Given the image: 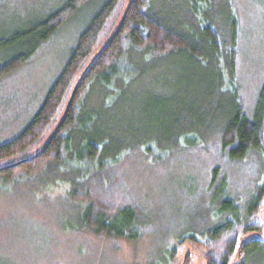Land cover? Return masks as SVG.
Here are the masks:
<instances>
[{"label":"rangeland","instance_id":"rangeland-1","mask_svg":"<svg viewBox=\"0 0 264 264\" xmlns=\"http://www.w3.org/2000/svg\"><path fill=\"white\" fill-rule=\"evenodd\" d=\"M66 1L0 0V67L29 53L21 66L0 79V144L13 140L31 122L80 35L107 0H89L41 44L27 39L10 43L17 32ZM151 3V13L165 6L172 18H160L193 41L196 36L204 39L202 28L207 24L218 31L223 48L214 64L218 75L204 61L198 62L199 57L190 62L185 53L151 56L146 49L122 64L123 89L114 88L106 96L108 88L94 82L85 100L94 118L86 123V132L71 130V159L63 165L51 163L35 178L23 175L5 181L0 176V264H171L167 254L179 238L193 234L204 242L208 230L229 218L222 213V201L231 198L242 215L257 200L264 186V153L231 160L215 135H221L235 111V89L244 112L253 118L264 83V0H208L196 14L191 0ZM198 46L210 52L206 45ZM191 77L200 79V86L192 84ZM191 122L202 135L209 134L201 146L168 151L164 164L144 151L143 140L172 144L180 139L176 125L187 127ZM94 137L101 138L105 148L98 159L121 158L103 169H97L98 160L80 161L76 153L96 142ZM84 195L110 212L125 205L136 209L142 222L136 228L138 240L87 229L82 224L88 205L80 199ZM256 217L264 223V198ZM258 236L264 240V232ZM180 248L183 255L192 253L191 264H205L199 244L184 243ZM247 264H264V251L250 253Z\"/></svg>","mask_w":264,"mask_h":264},{"label":"trees","instance_id":"trees-1","mask_svg":"<svg viewBox=\"0 0 264 264\" xmlns=\"http://www.w3.org/2000/svg\"><path fill=\"white\" fill-rule=\"evenodd\" d=\"M88 1L67 0L46 18L17 32L10 43L27 39L41 44L50 39L72 19ZM191 1L194 14L202 10L203 3H208V0ZM130 2L129 10L118 30ZM151 2L152 0H107L103 4L90 25L80 35L62 73L51 86L46 99L31 122L13 140L0 144V176L5 181L23 175L35 178L42 174L51 163L63 165L68 159H71L67 157L69 152L72 153L70 147L72 139L75 137V135H71V130L78 132L81 129L82 132H86V123L94 118L93 112L87 107L88 104L85 101L92 84L99 81L106 86L108 88L106 96L114 88L123 89L124 85L122 86V84L125 79L121 76L125 74H122V64L125 61L136 60L139 52L147 49L152 53L151 56L185 53L190 56V62L196 61V58L199 57L198 62L204 61L214 71H217L218 75L219 71L215 68V62L218 56L221 57L223 54L222 41L218 31L207 24L202 28L204 39L196 36L197 42L193 41L191 37L185 36L166 20L160 18L163 15L172 18V12L165 6H161L158 14L154 15L153 11L151 13ZM4 43L10 45L6 41ZM198 44L206 45V50L210 52H204ZM134 54L137 56L132 57L131 55ZM28 57L29 53L22 54L6 62L0 67V79L16 67L21 66ZM231 69L234 72V53ZM188 74L193 77L196 75L192 71H189ZM193 77L190 79L192 84L198 82L200 86V79L194 80ZM204 81L207 93H209L211 80L207 78ZM78 82L74 98L67 109ZM214 89H216L215 86ZM234 92L235 111L231 118L224 123L225 125L223 124L221 135L216 134L215 136L220 138L217 143L218 147L224 151L228 150L231 160H243L253 152L264 153V83L259 92L253 118L244 112L237 90L235 89ZM60 122L58 131L52 137ZM175 129L176 135H180V139L172 144H162L160 140L151 143L150 139H142L143 144L146 143L144 151L151 156L154 162H163L164 164L168 162L169 152L184 147L201 146L206 136L209 137V134L202 135L192 122L187 127H183L181 124L176 125ZM198 132L200 136H198ZM99 139L101 138L93 139L96 142L87 144L76 154L80 161L90 164L97 163L98 160L100 165L97 169H103L116 163L121 156L110 161H105V158L98 159L100 154L101 156L103 153L105 155V148ZM215 139L217 138L214 137ZM158 151H163L161 152L163 155ZM38 152L40 153L33 159H28ZM23 159L24 161L17 163ZM12 163L15 164L11 165ZM217 171L218 169L215 170V174ZM263 198L264 186L260 189L257 200L250 210L242 215L238 209L234 208L231 198L222 201V213H228L229 218L223 224L208 230L204 242L193 234L179 238L170 249L172 253L167 254L168 257H172L171 264L192 263L190 251L185 255L182 254L180 246L184 243L202 246L205 264H247L250 253L264 251V240L258 236V233L264 232V223L259 222L256 217V214L262 209ZM80 199L88 201L82 214V224L87 229L97 235L125 239L136 238L138 240L140 235L136 232V228L142 222L138 211L132 206H121L114 212H110L101 204L92 201L87 195L80 196ZM248 236H253V238L245 241Z\"/></svg>","mask_w":264,"mask_h":264},{"label":"water","instance_id":"water-1","mask_svg":"<svg viewBox=\"0 0 264 264\" xmlns=\"http://www.w3.org/2000/svg\"><path fill=\"white\" fill-rule=\"evenodd\" d=\"M130 4H131V2L129 3V5L127 6V8H126V10H125V13H124V15H123V18H122V21H121V24H120L118 30L120 29V27H121V25H122V23H123V21H124V19H125V17H126V14H127L128 10H129V7H130ZM118 30H117V32H118ZM117 32H116V33H117ZM114 36H115V35H114ZM114 36H113V37H114ZM106 45H107V44H106ZM106 45H105V46H106ZM105 46H104V47H105ZM81 79H82V77H81ZM81 79H80V81H81ZM80 81H79V82H80ZM79 82H78V84L76 85L75 90H74V92H73V94H72V96H71V98H70V102H69V104H68L67 109L69 108L70 103L72 102V100H73V98H74L75 91H76V89H77V87H78V85H79ZM67 109H66V111H67ZM60 124H61V122L58 124L57 128L55 129L54 133L52 134V137H53L54 134L58 131V129H59V127H60ZM39 153H40V152L36 153L35 155L31 156V157L28 158V159H33V158H34L36 155H38ZM21 161H24V159L18 161L17 163H20ZM14 164H15V163H12L11 165H14ZM11 165H10V166H11ZM240 245H241V244H240Z\"/></svg>","mask_w":264,"mask_h":264}]
</instances>
